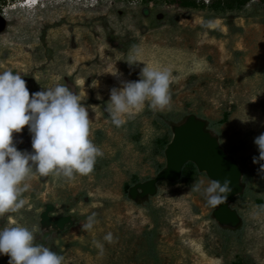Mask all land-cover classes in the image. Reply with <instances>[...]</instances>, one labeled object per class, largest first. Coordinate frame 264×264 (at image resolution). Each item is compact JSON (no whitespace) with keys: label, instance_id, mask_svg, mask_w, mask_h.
<instances>
[{"label":"rangeland","instance_id":"1","mask_svg":"<svg viewBox=\"0 0 264 264\" xmlns=\"http://www.w3.org/2000/svg\"><path fill=\"white\" fill-rule=\"evenodd\" d=\"M22 1L0 0L7 18L0 71L20 74L30 97L59 83L84 98L90 139L104 159L96 172L71 180L51 174L42 180L33 173L21 194L23 207L0 216V228L20 225L35 236L43 203L50 201L54 215L71 213L78 220L35 244L62 255L64 264H264V173L252 162L259 155L254 138L264 133V0L223 14L209 9L217 0ZM133 48L149 66L171 71L170 109L154 112L145 104L123 117L138 123L142 149L104 117L109 90L120 87L119 80L139 79L143 63L124 60ZM114 67L119 79L106 73ZM190 112L209 122L230 112L225 123L210 128L247 165L244 192L232 204L242 217L236 230L221 228L213 208L192 191L194 183L210 181L204 173L188 183L161 181L142 203L123 189L125 182L134 183L133 175L138 181L155 175L148 157L154 138L171 135L169 122ZM96 130L103 133L100 140ZM13 141L18 150L32 151L27 125L13 132ZM91 213L96 223L82 230ZM109 232L112 243L102 239ZM94 240L103 244L102 255ZM0 264H8L7 254L0 255Z\"/></svg>","mask_w":264,"mask_h":264},{"label":"clouds","instance_id":"2","mask_svg":"<svg viewBox=\"0 0 264 264\" xmlns=\"http://www.w3.org/2000/svg\"><path fill=\"white\" fill-rule=\"evenodd\" d=\"M124 60L129 66L142 62L143 67L138 80H119L121 86L109 90L104 111L116 127L124 123L123 117L142 110L145 104L154 112L171 108L170 69L149 66L136 48ZM106 73L117 79L122 75L115 67ZM82 99L59 83L35 91L30 97L20 74L0 71V216L23 207L21 194L28 190L27 181L33 173L71 180L76 174L86 176L93 171L103 152L90 139V119ZM25 125L31 134L32 151L18 150L13 141V132L20 133ZM254 144L259 155L253 156L252 162L259 163L258 172L264 173V133L254 138ZM192 191L200 193L208 207L216 208L232 188L227 178L222 183L211 179L206 185L203 181L194 183ZM95 223V213H91L80 227L88 231ZM34 239L33 230L24 226L0 228V255L7 254L8 264H64L62 255L35 244ZM102 239L113 242L110 232ZM92 243L102 255L103 244L95 240Z\"/></svg>","mask_w":264,"mask_h":264},{"label":"water","instance_id":"3","mask_svg":"<svg viewBox=\"0 0 264 264\" xmlns=\"http://www.w3.org/2000/svg\"><path fill=\"white\" fill-rule=\"evenodd\" d=\"M7 27V18L0 13V33ZM209 120L190 112L177 122H169L171 137L164 148V165L153 177L136 181L127 188V196L136 203H142L157 193L161 181L180 180L183 167L191 162L200 173L210 180H230L232 191L227 199L211 211L212 218L223 229L236 230L242 224V217L232 206L237 196L244 192L243 169L238 160L221 144L218 134L209 126ZM45 179V177H40ZM54 203L47 201L38 217V232L35 242H42L51 232H60L72 227L77 216L66 213L54 215Z\"/></svg>","mask_w":264,"mask_h":264},{"label":"trees","instance_id":"4","mask_svg":"<svg viewBox=\"0 0 264 264\" xmlns=\"http://www.w3.org/2000/svg\"><path fill=\"white\" fill-rule=\"evenodd\" d=\"M248 1H250V0H217V1H213L209 5V9L215 13L223 14L226 12H232V11L243 9L248 4ZM192 3L193 2H191L189 0L183 1V5H191ZM229 115H230V112H224V114L219 119L210 122L209 126L212 128L216 124L225 123L228 120ZM147 116H150V114H147ZM104 117L109 120L110 125L112 126V128L115 131H123L124 136L126 138H128L131 142H133L135 145H137L139 148L142 149V146H141L142 144L140 141V132L138 130V123L136 122V120L124 121V123L120 127H116L111 123V119L108 116V113H105ZM138 117H139V115L135 118H138ZM160 121L164 126H166L164 120H160ZM96 134H98L97 137L100 140L102 138V135H103L101 130H96ZM170 137H171V135L169 134L168 131H166L163 134H158L154 138V141H153L154 143H153L151 151L149 152L150 154L148 157L151 158L152 165L156 171L161 169L164 165V162H160L156 157L164 158V153H163L164 148L167 145V143L169 142ZM227 150L229 151V153L234 155V151H235L234 149H232V150L227 149ZM103 159H104L103 156L97 158L92 173L96 172L98 169H100L102 167L103 164L101 162H103ZM239 162H240L242 168L244 169V181L246 182L249 178V173L246 170L247 165L245 163H242L241 161H239ZM198 174H199V172L197 171L195 165L191 162H188L183 167L180 180H178L176 182H168V183L174 184V183L183 182V181L188 183L189 181L195 179ZM136 181H138V178L136 177V175H133L132 176V182H136ZM129 185H130L129 182L124 183V188H123L124 191L127 192V188L129 187ZM242 263H244V262H242Z\"/></svg>","mask_w":264,"mask_h":264},{"label":"bare ground","instance_id":"5","mask_svg":"<svg viewBox=\"0 0 264 264\" xmlns=\"http://www.w3.org/2000/svg\"><path fill=\"white\" fill-rule=\"evenodd\" d=\"M24 1L27 2V1H30V0H24ZM31 3H33V5L36 4V0H33V1L31 0ZM25 5H26V4H25ZM30 7H32V6H30Z\"/></svg>","mask_w":264,"mask_h":264}]
</instances>
